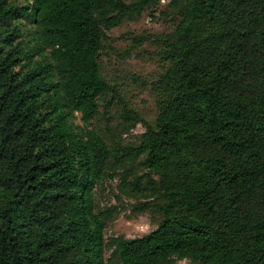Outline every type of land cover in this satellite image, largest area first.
<instances>
[{"label":"trees","instance_id":"trees-1","mask_svg":"<svg viewBox=\"0 0 264 264\" xmlns=\"http://www.w3.org/2000/svg\"><path fill=\"white\" fill-rule=\"evenodd\" d=\"M25 1L0 0V264H264V0ZM161 1L154 124L124 106L145 129L110 141L106 31ZM115 177L150 233L105 239L92 195Z\"/></svg>","mask_w":264,"mask_h":264},{"label":"rangeland","instance_id":"rangeland-1","mask_svg":"<svg viewBox=\"0 0 264 264\" xmlns=\"http://www.w3.org/2000/svg\"><path fill=\"white\" fill-rule=\"evenodd\" d=\"M15 5H25V0H7ZM165 1L156 9L143 11L134 19H126L117 27L106 31L104 46L98 58L100 71L109 81L113 91L106 95L99 107L97 127L110 141L121 144L133 143L137 135L144 131L138 123L130 131H124L128 122L123 117V107L136 112L144 121L153 125L157 115L156 81L165 70L166 63L161 58V46L157 43L160 35L171 31L174 22L163 12ZM24 49L36 44L33 25L21 26ZM146 37L136 44L133 37ZM35 58H39L35 55ZM75 123L80 125L78 117ZM139 169L137 174H141ZM119 177L106 180L93 190V201L97 209L116 208L104 228L105 239L111 236L136 238L153 231L160 216L152 211L133 210L136 200L120 192ZM108 257V252L104 254ZM174 264H192L188 258L177 260Z\"/></svg>","mask_w":264,"mask_h":264}]
</instances>
